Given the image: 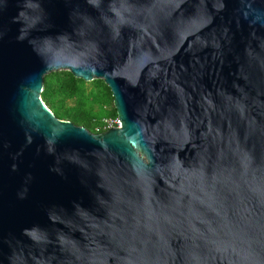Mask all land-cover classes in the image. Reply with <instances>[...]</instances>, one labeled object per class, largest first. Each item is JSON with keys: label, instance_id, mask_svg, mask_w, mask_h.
Wrapping results in <instances>:
<instances>
[{"label": "water", "instance_id": "1", "mask_svg": "<svg viewBox=\"0 0 264 264\" xmlns=\"http://www.w3.org/2000/svg\"><path fill=\"white\" fill-rule=\"evenodd\" d=\"M0 264H264V0H0Z\"/></svg>", "mask_w": 264, "mask_h": 264}, {"label": "trees", "instance_id": "2", "mask_svg": "<svg viewBox=\"0 0 264 264\" xmlns=\"http://www.w3.org/2000/svg\"><path fill=\"white\" fill-rule=\"evenodd\" d=\"M81 94H86L84 100H92L93 105L91 104L90 110L76 109L75 113L71 115V120L76 124L84 125L96 132L95 127L91 126L93 118L98 117L95 109L101 110L105 104H113L110 115H117L111 88L103 79L86 81L76 77L69 70H57L45 76L42 98L59 118L69 115V111L64 110L66 98L75 95L79 97Z\"/></svg>", "mask_w": 264, "mask_h": 264}, {"label": "rangeland", "instance_id": "3", "mask_svg": "<svg viewBox=\"0 0 264 264\" xmlns=\"http://www.w3.org/2000/svg\"><path fill=\"white\" fill-rule=\"evenodd\" d=\"M85 96H87V95L86 94H81L79 97L76 96V95L75 96H68L66 98V105H65V109L64 110H68L69 111V115L61 116L63 118H60V119L72 121L71 120V115L75 113L76 109L90 110L91 107H92L91 104L93 105V101L92 100L91 101H85L84 100ZM112 105L113 104H105V105L102 106L101 110L95 109L97 111V116L98 117L97 118H93L92 123H91V126L95 127V130H96V127H97V123L100 121L101 118H103V117H112V118L118 117V114L116 116L115 115L114 116L110 115V110L112 108ZM51 110L54 112L53 109H51ZM78 125H81V124H78ZM86 128H88V127H86ZM93 132H95V131H93ZM96 133H99V132L96 131Z\"/></svg>", "mask_w": 264, "mask_h": 264}, {"label": "built area", "instance_id": "4", "mask_svg": "<svg viewBox=\"0 0 264 264\" xmlns=\"http://www.w3.org/2000/svg\"><path fill=\"white\" fill-rule=\"evenodd\" d=\"M121 126V122L119 117H103L100 119V121L97 123L96 131L97 132H103L109 128Z\"/></svg>", "mask_w": 264, "mask_h": 264}]
</instances>
